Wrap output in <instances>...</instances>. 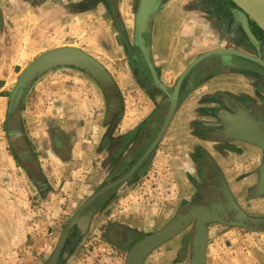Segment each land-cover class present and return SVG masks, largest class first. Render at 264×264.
<instances>
[{
    "label": "crops",
    "instance_id": "1",
    "mask_svg": "<svg viewBox=\"0 0 264 264\" xmlns=\"http://www.w3.org/2000/svg\"><path fill=\"white\" fill-rule=\"evenodd\" d=\"M139 1L0 0V264H47L83 206L57 264H127L140 240L183 218L174 235L134 264H192L193 244L200 264H264V68L258 64L216 56L192 67L154 149L126 184L108 188L154 141L169 95L195 58L255 45L240 38L238 10L207 0H163L136 35ZM63 47L82 50L111 76L113 114L105 90L63 67L39 76L9 116L23 70ZM90 211L88 241L76 244L81 217ZM94 224L104 226L91 231Z\"/></svg>",
    "mask_w": 264,
    "mask_h": 264
},
{
    "label": "water",
    "instance_id": "2",
    "mask_svg": "<svg viewBox=\"0 0 264 264\" xmlns=\"http://www.w3.org/2000/svg\"><path fill=\"white\" fill-rule=\"evenodd\" d=\"M149 3L145 2V0H140L137 10V20H136V35L139 34V30L141 28H146L147 21L149 19V16L152 14L153 11H155V1L154 0H147ZM237 6L245 12L253 21V23L256 24V27L263 31L264 33V3L262 0H232ZM219 51H213L212 54H219ZM225 53V52H224ZM211 53L207 54L204 57H209L212 55ZM226 54V53H225ZM230 54H234L240 58H243L245 60H248L250 62H253L255 64H258L264 68V62L261 59H255L252 56H247L243 53L238 52H231ZM204 57H199L197 60L200 61ZM196 60V61H197ZM197 61V62H198ZM196 64V62L191 63L183 72V74L180 76V78L177 80V83L175 84L172 94L169 95V109L166 112L165 120L156 136L154 141L147 147L144 155L142 158L137 162V164L134 166V168L130 171L127 176H125L123 179L118 180L117 182L112 183L108 188H111L112 186H115L116 184H119L123 182L128 176L131 175V173L139 166L149 155V153L154 149L160 138L162 137L172 115L173 111L177 105L178 95L179 91L183 82V79L187 72ZM63 67H71L78 71H81L85 74H87L90 78H92L95 83L101 88L102 90H105L108 95L110 96V103L109 108L110 112L109 114H113L114 108L117 106L116 101L113 99V95L116 93L115 84L111 78V76L107 73V71L104 69V67L97 62L95 59L87 55L85 52L78 48H70V47H63V48H57L53 50H49L47 52L42 53L39 55L36 59H34L20 74L16 86L12 92V95L9 99V105H8V112L9 116H14L15 113L18 110L19 104L23 99V96L26 92V90L30 87V85L42 74L56 69V68H63ZM16 131L10 132L9 135L13 133H19L18 127L16 128ZM105 190L99 191L95 196L90 198L87 202V204L92 203L97 197L102 195ZM84 208L81 207L71 218L70 222L66 225L64 233L62 234L61 238L58 241V244L48 260L47 264H57L59 254L61 251V248L64 245L65 240L68 237V231L69 229L74 225L75 220L79 217L80 212ZM92 211L88 212L87 215L81 217V222L78 225V232L74 238L76 242H78L86 233V229L88 227L90 218H91ZM202 217L203 215H199L196 217V226L197 228L202 231ZM181 223H186L184 218L181 220L180 223L176 224H169L167 225L162 231H160L158 234L151 236L149 238L144 237L140 242L136 245V247L132 250H130L129 255L127 257V264H134L136 258L141 257L142 255H145L148 251H150L154 246L158 245L160 242L164 241L165 239L171 237L174 235L176 230H179L181 227ZM194 247V254L192 258V264H200V252L196 244H193Z\"/></svg>",
    "mask_w": 264,
    "mask_h": 264
},
{
    "label": "rangeland",
    "instance_id": "3",
    "mask_svg": "<svg viewBox=\"0 0 264 264\" xmlns=\"http://www.w3.org/2000/svg\"><path fill=\"white\" fill-rule=\"evenodd\" d=\"M207 1H209L210 3L211 2H213L212 0H207ZM227 2V3H226ZM226 2H224V3H226L227 5H228V7H229V11L231 12L232 10H236L237 8L234 6V5H232L228 0H226ZM119 3H121V0H119ZM123 4V3H122ZM213 4H215V6H217L218 7V5L216 4V2L215 3H213ZM238 10V9H237ZM239 11V10H238ZM237 12V11H236ZM239 21H240V23L242 24V26L240 25V29H241V33H240V38L241 39H250V40H255V41H258V40H261V39H251L253 36H254V34L256 35L255 37H259L260 36V34L257 32V31H260L245 15H243L240 11H239ZM240 17H241V20H240ZM245 27H247V28H245ZM250 32V35H248L247 33H249ZM261 32V31H260ZM247 37H246V36ZM257 43V42H256ZM252 45H254V44H252ZM257 45V44H256ZM222 50V49H224V50H232V51H237V52H240V53H243V54H245V55H248V56H250L251 54H249V53H246V52H244L242 49H239V48H217V49H214V50ZM214 50H208L209 52L210 51H214ZM257 50V49H256ZM204 53V52H203ZM230 57L231 56H233V55H229ZM235 56V55H234ZM251 56H253V55H251ZM258 56H261V54L259 55V53H258ZM258 56H253V57H255V58H259V59H261L262 61L264 60V59H262V58H264V57H258ZM214 57H216V56H214ZM214 57H211V59H214ZM219 57V56H218ZM228 57V56H227ZM225 55L223 56V57H220V59H225V58H227ZM235 57H237V56H235ZM208 61L209 59H205V60H203V61ZM107 65H109V64H107ZM115 66H116V68H115V71H117V73L118 72H120V73H123V63H121V64H115ZM72 69V68H71ZM73 70H76V69H73ZM76 71H78V70H76ZM78 72H81V71H78ZM82 73V72H81ZM82 74H84V73H82ZM182 74V73H181ZM186 76V75H185ZM180 77V76H179ZM116 175H117V177H116V179H119L120 177H122V178H124L125 176H127V173H121V174H119V173H116ZM134 176V175H133ZM131 179V175L130 176H128L123 182H121V183H123V185L124 184H126L129 180ZM112 182H114V181H112ZM116 182V181H115ZM119 185H121L120 183L119 184H117V186H119ZM116 186V187H117ZM112 193L111 192H108V193H106V195H108V197L111 195ZM111 198V197H110ZM100 201V200H99ZM97 204V203H96ZM92 208H94L95 209V206H93V207H91L90 209L92 210ZM108 211H109V207H108ZM64 225H65V223H64ZM99 226H104V224L102 225H100L99 224ZM97 224H94L91 228V231H98V227H99ZM156 226H157V224H156ZM89 228V227H88ZM88 228L86 229V233L88 232ZM103 228V227H102ZM102 230V229H101ZM148 230H150V229H148ZM147 232V231H146ZM97 234H98V232H97ZM141 235L143 234V232L142 233H140ZM87 234H85L84 235V237L80 240V241H78V242H82L83 240H85V241H88V240H86L87 239ZM102 238H101V240L100 241H102V242H105L106 240H104V238H103V235H100ZM76 243V244H79V243ZM96 244L95 245H98L97 243V241L95 240L94 241ZM82 244V243H81ZM93 244V243H92ZM84 245V244H83ZM83 245H81V246H83ZM127 250V248L125 247L124 249L122 248L120 251H122L121 252V258L123 259V253L125 254V252L124 251H126Z\"/></svg>",
    "mask_w": 264,
    "mask_h": 264
},
{
    "label": "flooded vegetation",
    "instance_id": "4",
    "mask_svg": "<svg viewBox=\"0 0 264 264\" xmlns=\"http://www.w3.org/2000/svg\"><path fill=\"white\" fill-rule=\"evenodd\" d=\"M155 1V3H156V5H155V10H156V8H158V7H160V2H163V0H154ZM213 1V0H212ZM215 1H217L216 2V4L218 5V7H219V9L221 10V7H222V3L221 2H226V0H214L213 1V3H215ZM145 2H147V3H149L147 0H145ZM227 3V2H226ZM138 3H137V7H138ZM136 7V8H137ZM237 10V9H236ZM234 10H232L231 12H233ZM240 20H241V17H240ZM238 22H239V26L241 25L242 26V24L240 23V21H239V18H238ZM245 28H247V27H245ZM259 34H260V36L259 37H255L256 35L254 34V36L251 38V39H261V40H258V41H255V40H250V39H248V40H250L251 42H254L255 43V45H252V48H250V49H246L247 50V52H249V51H253V53H249V54H251V55H253V56H258V53H259V55L261 54V56H258V57H263L264 56V34L262 33V32H260V31H257ZM248 35H250V32L249 33H247ZM246 36V35H245ZM247 37V36H246ZM257 42V43H256ZM257 49V50H256ZM223 50V49H222ZM206 52H209V51H205L204 53H206ZM246 52V53H247ZM255 52V53H254ZM204 53H202V54H204ZM201 54V55H202ZM250 55V56H251ZM200 56V55H199ZM234 56V55H233ZM252 56V57H253ZM215 58V57H214ZM223 61H226V59H223ZM188 73V72H187ZM146 149H147V147H146ZM146 149L144 150V153H145V151H146Z\"/></svg>",
    "mask_w": 264,
    "mask_h": 264
},
{
    "label": "bare ground",
    "instance_id": "5",
    "mask_svg": "<svg viewBox=\"0 0 264 264\" xmlns=\"http://www.w3.org/2000/svg\"><path fill=\"white\" fill-rule=\"evenodd\" d=\"M232 5H234L243 15H245L252 23H253V21H252V19L245 13V12H243L238 6H237V4H235L232 0H228ZM263 1V3H264V0H262ZM255 26H256V24L255 23H253ZM259 29V28H258ZM260 30V29H259ZM262 33H263V31L262 30H260ZM264 34V33H263ZM215 52L216 51H219L220 53L219 54H212L213 53V51H210V52H206V53H204V54H202V55H200V56H198L197 58H195V60H193V62H196V64L194 65V66H196L198 63H200L201 61H203V60H205V59H209V58H211V57H214V56H219V57H223L224 55L227 57V56H229V55H234V54H230L231 52H237V51H232V50H214ZM226 54H225V53ZM209 53H211L212 55H210L209 57H204V56H206L207 54H209ZM238 53H240V52H238ZM236 56V55H235ZM248 56V55H247ZM199 57H204V58H202L200 61H198L197 59L199 58ZM238 57V56H237ZM251 57V56H250ZM253 58H255V57H253ZM255 59H257V58H255ZM259 59V58H258ZM198 62H197V61ZM193 62H191V63H193ZM263 62H264V60H263ZM193 66V67H194ZM182 74H183V72H182ZM181 74V75H182ZM180 75V76H181ZM180 78V77H179Z\"/></svg>",
    "mask_w": 264,
    "mask_h": 264
}]
</instances>
